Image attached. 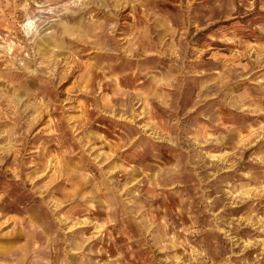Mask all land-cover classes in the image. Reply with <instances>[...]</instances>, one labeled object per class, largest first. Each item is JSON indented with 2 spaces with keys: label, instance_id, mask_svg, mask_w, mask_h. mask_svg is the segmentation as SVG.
<instances>
[{
  "label": "rangeland",
  "instance_id": "374dc122",
  "mask_svg": "<svg viewBox=\"0 0 264 264\" xmlns=\"http://www.w3.org/2000/svg\"><path fill=\"white\" fill-rule=\"evenodd\" d=\"M0 264H264V0H0Z\"/></svg>",
  "mask_w": 264,
  "mask_h": 264
}]
</instances>
